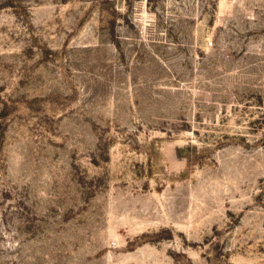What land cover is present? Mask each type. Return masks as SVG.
<instances>
[{
	"label": "rangeland",
	"instance_id": "374dc122",
	"mask_svg": "<svg viewBox=\"0 0 264 264\" xmlns=\"http://www.w3.org/2000/svg\"><path fill=\"white\" fill-rule=\"evenodd\" d=\"M0 264H264V0H0Z\"/></svg>",
	"mask_w": 264,
	"mask_h": 264
}]
</instances>
